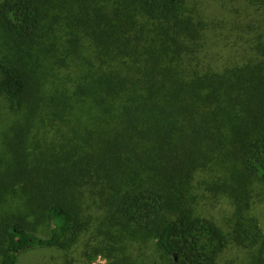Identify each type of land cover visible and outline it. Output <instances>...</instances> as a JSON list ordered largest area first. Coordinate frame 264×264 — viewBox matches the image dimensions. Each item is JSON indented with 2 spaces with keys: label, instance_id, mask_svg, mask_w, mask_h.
Masks as SVG:
<instances>
[{
  "label": "trees",
  "instance_id": "obj_1",
  "mask_svg": "<svg viewBox=\"0 0 264 264\" xmlns=\"http://www.w3.org/2000/svg\"><path fill=\"white\" fill-rule=\"evenodd\" d=\"M227 2L0 0V264H264V0Z\"/></svg>",
  "mask_w": 264,
  "mask_h": 264
},
{
  "label": "rangeland",
  "instance_id": "obj_2",
  "mask_svg": "<svg viewBox=\"0 0 264 264\" xmlns=\"http://www.w3.org/2000/svg\"><path fill=\"white\" fill-rule=\"evenodd\" d=\"M201 2L205 8H207V14L210 18H222L228 17L229 14L223 13L225 9H221V5L227 8H231V4L228 0H197ZM233 15L231 17L242 18L239 14V10L232 8ZM207 212L209 214H214L219 219L227 216V206L224 202H216L217 206L212 207V203L206 200ZM260 219L262 226L264 227V204L258 207ZM88 236H85L76 246L69 247L65 252L58 250L57 248L39 247L34 249H29L24 252L19 259L18 264H107V260L102 255H95V242L93 240H88ZM134 250L135 256L142 257L144 263L146 264H160V254L153 247L155 246L152 241L141 242L140 245L136 244ZM242 260V252L238 250H228L227 253L223 254L219 264H239Z\"/></svg>",
  "mask_w": 264,
  "mask_h": 264
}]
</instances>
